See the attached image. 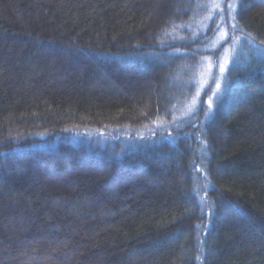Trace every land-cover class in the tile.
Segmentation results:
<instances>
[{"label":"trees","instance_id":"1","mask_svg":"<svg viewBox=\"0 0 264 264\" xmlns=\"http://www.w3.org/2000/svg\"><path fill=\"white\" fill-rule=\"evenodd\" d=\"M215 1L0 0V264H264V0L206 117Z\"/></svg>","mask_w":264,"mask_h":264},{"label":"rangeland","instance_id":"2","mask_svg":"<svg viewBox=\"0 0 264 264\" xmlns=\"http://www.w3.org/2000/svg\"><path fill=\"white\" fill-rule=\"evenodd\" d=\"M232 7H229V6ZM235 9V0H216L215 3L211 4V10L209 15L213 16L217 19L216 22V34L214 35V39L212 41V46H218L220 51L217 49L213 52L214 57L213 60L210 61L212 63L217 64L216 67H211L208 69L207 73L210 74V81L206 83L203 81V84L200 87L199 96L204 94V90L206 89V96L203 99V113L204 115L208 111L209 105L213 102L215 96L213 93H219L221 90V76L227 68L228 63L232 60L233 52L236 47L239 45L241 41V35L239 34V30L236 27V24L233 19V10ZM217 11V14H216ZM214 14V15H213ZM225 24V25H224ZM233 25H235L233 27ZM236 52V51H235ZM207 80V79H206ZM216 84L220 85V89L215 87ZM211 88V90H209ZM198 98V97H197ZM197 100V99H196ZM196 103V102H195ZM197 105V103L195 104ZM210 110L207 112L206 117H208ZM79 140H86L92 144L93 147L99 150H105V148L112 147L114 145H120L122 148L119 152L123 151L125 146L135 147L136 146H145L147 142L143 141L141 135L134 136L133 139L128 138V140L123 137L119 139L117 136H113L112 134H86V135H72L70 137V141L72 143H79ZM120 154V153H119Z\"/></svg>","mask_w":264,"mask_h":264},{"label":"snow or ice","instance_id":"3","mask_svg":"<svg viewBox=\"0 0 264 264\" xmlns=\"http://www.w3.org/2000/svg\"><path fill=\"white\" fill-rule=\"evenodd\" d=\"M243 2H244V0H240V4H241V5L243 4ZM229 7H232V6L230 5ZM234 26H235V25H233V27H234ZM215 87H216L217 89H220V85H219V84H216ZM209 90H211V88H209ZM220 90H221V92L223 91L222 89H220ZM213 95L216 96V95H218V94H217V93H213ZM193 103H195V100L193 101Z\"/></svg>","mask_w":264,"mask_h":264}]
</instances>
